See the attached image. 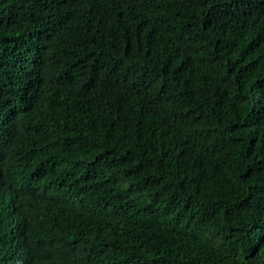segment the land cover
I'll list each match as a JSON object with an SVG mask.
<instances>
[{
	"label": "trees",
	"instance_id": "obj_1",
	"mask_svg": "<svg viewBox=\"0 0 264 264\" xmlns=\"http://www.w3.org/2000/svg\"><path fill=\"white\" fill-rule=\"evenodd\" d=\"M0 264H264V0H0Z\"/></svg>",
	"mask_w": 264,
	"mask_h": 264
}]
</instances>
